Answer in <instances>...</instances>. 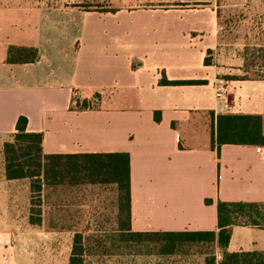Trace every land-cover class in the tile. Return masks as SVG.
<instances>
[{"label":"crops","instance_id":"0c3cea01","mask_svg":"<svg viewBox=\"0 0 264 264\" xmlns=\"http://www.w3.org/2000/svg\"><path fill=\"white\" fill-rule=\"evenodd\" d=\"M217 1L112 0L111 12L77 15L72 0H0V264H69L74 234L84 237L45 227L46 210L99 214L94 229L124 241L216 231L218 200L264 203L254 150L264 146L212 141L217 114L264 115V77L248 73L263 67L264 0L230 1L247 7L239 14H217ZM10 47L21 49L12 61ZM19 115L42 134L43 154L127 153L128 205L114 183L43 184L40 221L26 219L36 236L25 237L15 184L27 178L7 179L2 154ZM41 245L70 253H35ZM223 250L264 251V228L232 225Z\"/></svg>","mask_w":264,"mask_h":264},{"label":"trees","instance_id":"16d2710c","mask_svg":"<svg viewBox=\"0 0 264 264\" xmlns=\"http://www.w3.org/2000/svg\"><path fill=\"white\" fill-rule=\"evenodd\" d=\"M21 49L10 47L8 59L14 60ZM164 84H178L179 81L161 80ZM85 106V103L83 102ZM85 108V107H84ZM158 120V116H155ZM27 119L19 115L14 124L11 139L2 144L4 171L7 179L27 178L30 190L39 193L41 185L71 182L114 183L119 199H129V164L125 152H100L82 154H43L40 132L25 130ZM212 139V138H211ZM221 144H253L264 146V115L217 114L215 117V138ZM127 203V204H126ZM205 203H209L205 199ZM261 202L216 201V231H151L121 233V240L129 242H149L152 251L158 256H170L181 251L203 245L208 253L202 264H264V251L223 250L226 246L232 225H249L264 228L258 222ZM128 207V206H127ZM128 216V212H127ZM239 220V223L236 221ZM29 221L38 223L40 211ZM80 234H74L69 264H82ZM222 249L217 259L212 248Z\"/></svg>","mask_w":264,"mask_h":264},{"label":"rangeland","instance_id":"374dc122","mask_svg":"<svg viewBox=\"0 0 264 264\" xmlns=\"http://www.w3.org/2000/svg\"><path fill=\"white\" fill-rule=\"evenodd\" d=\"M230 1L234 0H219L217 1V14L234 13L239 14L247 7L233 4ZM73 14L86 15L88 13L100 14L104 12H111L113 10L112 0H72ZM253 9H262L263 7L253 6ZM78 22H73V27ZM77 31V29L73 30ZM264 52V49H263ZM251 75H258L264 77V54L263 67L252 69L248 71ZM78 104V103H77ZM90 106V105H88ZM92 106V105H91ZM28 179L19 181L15 185L18 189H23L25 194V237L36 236L37 230L26 225V219L29 213L30 217L36 215L37 210L41 209V197L39 193L31 191L27 184ZM27 196V197H26ZM74 209H71L72 213ZM44 212L43 221L45 227H66L73 226L72 230L81 232L84 237L81 246V254L75 257H80L82 264H202V258L210 251L208 247L197 245L187 248L180 253L170 256H158L150 248L149 242H126L117 240L115 233H111L110 229L105 232L94 229L93 222L99 218V214L95 213H80L79 211L70 215L64 214H48ZM260 217L258 222L264 224V206L259 208ZM90 212V210H89ZM55 219V221H52ZM239 223V220L236 221ZM41 232H43L41 230ZM71 232V231H70ZM40 237H68L67 231L65 233H41ZM27 248V247H25ZM31 248V247H30ZM214 250L215 256L218 259L220 253L216 248ZM31 252V251H28ZM35 253H52L55 252L60 255L70 253L67 246H39L34 250ZM60 262V260H57Z\"/></svg>","mask_w":264,"mask_h":264},{"label":"built area","instance_id":"2783aa9c","mask_svg":"<svg viewBox=\"0 0 264 264\" xmlns=\"http://www.w3.org/2000/svg\"><path fill=\"white\" fill-rule=\"evenodd\" d=\"M218 95H221V92ZM254 150H255V152H259V153H263L264 152V150L260 146H256Z\"/></svg>","mask_w":264,"mask_h":264}]
</instances>
